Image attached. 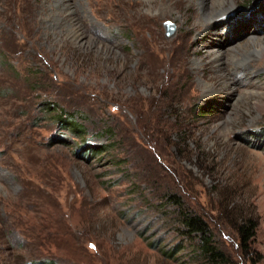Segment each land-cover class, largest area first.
Returning <instances> with one entry per match:
<instances>
[{
    "label": "rangeland",
    "instance_id": "1",
    "mask_svg": "<svg viewBox=\"0 0 264 264\" xmlns=\"http://www.w3.org/2000/svg\"><path fill=\"white\" fill-rule=\"evenodd\" d=\"M49 1L0 0V264H207L176 199L264 264V0Z\"/></svg>",
    "mask_w": 264,
    "mask_h": 264
},
{
    "label": "trees",
    "instance_id": "2",
    "mask_svg": "<svg viewBox=\"0 0 264 264\" xmlns=\"http://www.w3.org/2000/svg\"><path fill=\"white\" fill-rule=\"evenodd\" d=\"M254 0H250L245 2V4H250ZM249 6V5H248ZM247 7V6H246ZM245 8V7H244ZM61 120V126L62 128H67L72 133H76L78 130H82L77 126L76 119L72 117H65V115ZM65 119V120H64ZM83 132H81L82 134ZM105 135H107L110 139L114 137V134L111 132V130L104 131ZM109 133V134H107ZM261 137H263L264 133L259 134ZM90 149L93 148V155L104 152L103 146H89ZM88 147V148H89ZM83 147H81L82 149ZM89 151V150H87ZM173 198L170 195L166 196L164 200H170ZM172 204L176 206V211L178 212L179 220L178 223L181 224V226H184V232H181V234L186 235V237H197L199 239V247L198 251L199 254L202 255V258L205 259L207 264H228V259L224 256V254L220 251H218L212 241H211V234L209 231L208 226L206 225L205 221L199 216L192 212H190L186 207H180L178 204V199L175 201L170 200ZM257 228L256 221L251 218L250 216L242 217V221H238V223L234 224V229L237 234V243L239 244L241 251L246 254L245 251H248V247L250 245V242L254 236L255 230ZM49 264L47 262H32L29 264Z\"/></svg>",
    "mask_w": 264,
    "mask_h": 264
},
{
    "label": "bare ground",
    "instance_id": "3",
    "mask_svg": "<svg viewBox=\"0 0 264 264\" xmlns=\"http://www.w3.org/2000/svg\"><path fill=\"white\" fill-rule=\"evenodd\" d=\"M148 1H151V0H148ZM201 1L203 2L204 0H201ZM48 3L49 4L47 6H45V7H50V8H48V10H42V12L40 13V16L43 18V21H45V22H53V21H55V22H57V21L58 22H64L65 21L66 22L67 16L72 15V10H71L72 8H70V5L68 4L67 0H59V1H57V0H50ZM211 3H214V5L218 6L219 8L222 7V0H214ZM160 5H161L160 8H166L168 6V5H165V3H161ZM160 10H162V9H160ZM217 16H214V13H211L209 16L207 15L206 21L208 23H211ZM65 18H66V20H65ZM73 23H74V20L71 18L68 21L67 24L72 25ZM204 24H206V23H204ZM166 27H167V30H168L167 32L169 34H171L173 32V30H174L173 27H169L168 28V25ZM69 29H70V33L72 35V38H74V39H79L83 35H85V33L82 32L81 30H79L78 27L71 26V28H69Z\"/></svg>",
    "mask_w": 264,
    "mask_h": 264
},
{
    "label": "water",
    "instance_id": "4",
    "mask_svg": "<svg viewBox=\"0 0 264 264\" xmlns=\"http://www.w3.org/2000/svg\"><path fill=\"white\" fill-rule=\"evenodd\" d=\"M168 24H164V28H165V26H167ZM168 27H170V25L168 26ZM170 35V34H169Z\"/></svg>",
    "mask_w": 264,
    "mask_h": 264
}]
</instances>
